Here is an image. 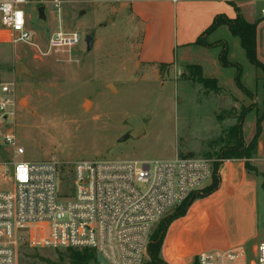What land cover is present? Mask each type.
Here are the masks:
<instances>
[{
  "label": "rangeland",
  "instance_id": "1",
  "mask_svg": "<svg viewBox=\"0 0 264 264\" xmlns=\"http://www.w3.org/2000/svg\"><path fill=\"white\" fill-rule=\"evenodd\" d=\"M29 1L33 4L24 8L29 38L15 45L0 41V86L11 90L9 94L0 92V100L12 103L0 113V164L52 159L62 163L56 180L59 196L72 194L67 165L80 160L168 161L190 154L215 165L220 163L222 151L235 146L232 129L243 113L245 145L252 140L258 120L260 129L256 155L244 161L245 169L253 176L258 163L264 173V74L243 54L231 51L245 74L244 85L252 92L240 101L213 83L200 84L203 76L199 66L139 63L142 27L128 8L121 7L122 0H58L59 13L50 5L51 0ZM40 6L45 8V20L38 18ZM59 31L76 33L79 43L71 49L52 48L50 40ZM87 36L92 38L90 50L86 49ZM19 65L30 76L17 75ZM232 72L227 69L225 74ZM232 86L229 90L235 92L237 87ZM129 117L138 121L143 134L119 142L128 131L123 123ZM6 135L14 138L12 145L4 142ZM209 183L207 180L201 187ZM10 189L11 183L2 179L0 168V191ZM259 217L256 238L246 245L251 259L253 250L264 243L262 194ZM158 226L159 222L155 223L150 232L143 264H151L148 247ZM203 239L204 233L199 241ZM209 241L206 234L208 250L221 248L216 244L210 249ZM185 263L192 264L193 259ZM18 264L69 263L63 251L22 248Z\"/></svg>",
  "mask_w": 264,
  "mask_h": 264
},
{
  "label": "built area",
  "instance_id": "2",
  "mask_svg": "<svg viewBox=\"0 0 264 264\" xmlns=\"http://www.w3.org/2000/svg\"><path fill=\"white\" fill-rule=\"evenodd\" d=\"M29 0H0V41L23 44L29 38L25 6ZM50 5L57 13L58 0ZM19 14V15H17ZM264 17V10L261 11ZM76 33L55 32L52 48L71 49ZM2 94L9 87L0 86ZM0 100V113L11 105ZM6 135L4 142L13 144ZM218 160L217 162H220ZM62 163L0 164L11 189L0 191V264H18L22 248L53 251L88 250L101 264H143L155 223L211 179L213 162L176 156L161 161H88L70 163L72 194L57 195ZM9 168V169H8ZM61 184H65L60 179ZM248 257L244 246L200 253L193 264H264V243Z\"/></svg>",
  "mask_w": 264,
  "mask_h": 264
},
{
  "label": "crops",
  "instance_id": "3",
  "mask_svg": "<svg viewBox=\"0 0 264 264\" xmlns=\"http://www.w3.org/2000/svg\"><path fill=\"white\" fill-rule=\"evenodd\" d=\"M122 4L121 7L128 8L142 27L139 63L177 68L199 66L203 78L215 81L219 89L240 97V101L247 97L236 85L239 69V83L250 92L244 85L245 74L231 54L234 49L246 59L238 38L235 41L228 28L220 26L203 36L210 47L195 43L216 17L234 20L239 15L246 23L257 25L256 57L264 65V17L261 15L264 0H122ZM238 47L243 53L237 51ZM223 52L230 66H222ZM227 69L233 70L230 76L225 74ZM230 84H233L231 88L237 87L235 92L229 90ZM220 160L216 170L218 189L210 196L196 200L183 218L169 226L161 251L167 264H184L200 253L238 246L246 248L256 238L259 201L261 194L264 196V173L258 163L254 167L256 173L250 176L243 160ZM206 234L212 244L210 249L216 244L221 248L208 250Z\"/></svg>",
  "mask_w": 264,
  "mask_h": 264
},
{
  "label": "trees",
  "instance_id": "4",
  "mask_svg": "<svg viewBox=\"0 0 264 264\" xmlns=\"http://www.w3.org/2000/svg\"><path fill=\"white\" fill-rule=\"evenodd\" d=\"M220 26H226L230 32V34L238 38L240 42V46L243 49L247 61L256 69H258L262 74H264V65H262L257 57H256V44H255V37H256V24H248L246 23L241 16L237 15L234 20H228L224 17H216L210 27L205 31V33L199 37L196 41V45L201 47H210V45L206 44V41L203 36L213 32L215 29L219 28ZM221 64L224 67L230 66V64L226 61V54L223 52L220 58ZM162 66V65H159ZM200 72V69H198ZM238 75L236 77V85L238 89H240L244 94H248V92L240 85L239 83V69H237ZM213 83L216 85V82L213 80H206L204 78L199 80L200 84L206 83ZM262 89H264V77H262ZM227 118H233L230 115H227ZM230 116V117H229ZM244 120V114L242 113L238 119L237 124L232 129V133L235 131L234 140L235 146L232 149H227L222 151L220 154V159L222 160H250L252 156L256 155V140L259 136L260 129L258 126L259 120L256 122V132L247 145L244 144V140L242 137V125ZM218 164L213 165L212 168V177L210 180V184L203 187L198 192L192 194L188 199L182 202L179 206L175 207L170 211L169 214L162 217L158 222L159 226L158 229L152 235L151 243L148 247V255L151 260V264H167L162 260L161 251L162 245L164 242V238L169 226L176 220L183 218L190 206L199 199H203L205 197L210 196L218 189L219 180L216 175ZM244 167L247 169V163H244ZM256 173V169L252 170ZM65 257L69 264H87L88 262L93 263L95 259V254L88 250L82 251H72L68 250L65 251ZM194 262V259H193ZM193 264V263H192Z\"/></svg>",
  "mask_w": 264,
  "mask_h": 264
},
{
  "label": "water",
  "instance_id": "5",
  "mask_svg": "<svg viewBox=\"0 0 264 264\" xmlns=\"http://www.w3.org/2000/svg\"><path fill=\"white\" fill-rule=\"evenodd\" d=\"M44 12H45V8L43 6H40L37 8V15H38V18L40 20H45ZM85 44H86V49L90 50L92 47V38L89 36L85 37ZM20 72L24 73L25 75L30 76L29 72L26 69H24V67H22L21 65L17 66V69H16L17 75L20 76ZM110 88H112V86H110ZM86 103H88V102H85V104ZM85 104H84V106H85ZM5 118L6 117H4V119ZM123 124H124V126H126L128 128V131L119 140V142H124V141L129 140V139H136L143 134V131H142L138 121L135 118L129 117L124 121ZM190 156H191L190 154L187 155V157H190ZM101 263H102L101 258L99 256H97L96 257V264H101Z\"/></svg>",
  "mask_w": 264,
  "mask_h": 264
},
{
  "label": "bare ground",
  "instance_id": "6",
  "mask_svg": "<svg viewBox=\"0 0 264 264\" xmlns=\"http://www.w3.org/2000/svg\"><path fill=\"white\" fill-rule=\"evenodd\" d=\"M87 105H88V103L85 104V106H87Z\"/></svg>",
  "mask_w": 264,
  "mask_h": 264
},
{
  "label": "snow or ice",
  "instance_id": "7",
  "mask_svg": "<svg viewBox=\"0 0 264 264\" xmlns=\"http://www.w3.org/2000/svg\"><path fill=\"white\" fill-rule=\"evenodd\" d=\"M17 15H19V14H17Z\"/></svg>",
  "mask_w": 264,
  "mask_h": 264
}]
</instances>
